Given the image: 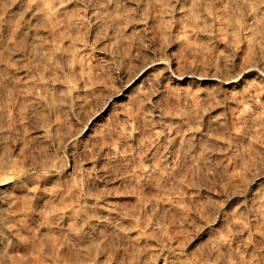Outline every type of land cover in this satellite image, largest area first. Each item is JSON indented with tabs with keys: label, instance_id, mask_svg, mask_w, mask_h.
Segmentation results:
<instances>
[{
	"label": "rangeland",
	"instance_id": "1",
	"mask_svg": "<svg viewBox=\"0 0 264 264\" xmlns=\"http://www.w3.org/2000/svg\"><path fill=\"white\" fill-rule=\"evenodd\" d=\"M0 264H264V0H0Z\"/></svg>",
	"mask_w": 264,
	"mask_h": 264
},
{
	"label": "bare ground",
	"instance_id": "2",
	"mask_svg": "<svg viewBox=\"0 0 264 264\" xmlns=\"http://www.w3.org/2000/svg\"><path fill=\"white\" fill-rule=\"evenodd\" d=\"M179 79H180V78H179ZM179 79L176 78V80H179ZM6 197H7V196H6ZM7 198H8V197H7ZM5 199H6V198H5ZM9 202H10V201H9ZM12 225H13V224H12ZM12 228H13V227H12ZM18 228H19V227H18Z\"/></svg>",
	"mask_w": 264,
	"mask_h": 264
}]
</instances>
